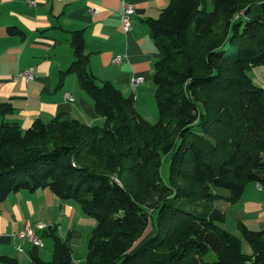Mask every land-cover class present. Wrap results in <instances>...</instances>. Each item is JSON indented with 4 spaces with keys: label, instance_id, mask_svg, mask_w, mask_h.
Here are the masks:
<instances>
[{
    "label": "trees",
    "instance_id": "16d2710c",
    "mask_svg": "<svg viewBox=\"0 0 264 264\" xmlns=\"http://www.w3.org/2000/svg\"><path fill=\"white\" fill-rule=\"evenodd\" d=\"M145 22L156 47L155 123L132 94L90 71L82 30L71 32L74 59L61 73L76 74L103 123L59 115L24 129L0 123V202L48 188L95 219L83 262L72 259L70 232L48 226L52 257L30 264H264V228L237 222L245 253L212 206L237 202L246 182L264 188V87L247 74L264 65V0H212L211 10L207 0H169ZM8 110L0 103V113ZM166 153L168 182L160 175Z\"/></svg>",
    "mask_w": 264,
    "mask_h": 264
},
{
    "label": "crops",
    "instance_id": "0c3cea01",
    "mask_svg": "<svg viewBox=\"0 0 264 264\" xmlns=\"http://www.w3.org/2000/svg\"><path fill=\"white\" fill-rule=\"evenodd\" d=\"M168 1L0 0V103L11 106L0 113V123L17 122L24 129L36 119L48 122L58 115L88 125L103 123L76 74L61 73L74 59L70 38L75 30L83 32L90 71L98 80L111 81L124 95L132 94L138 108L141 84L150 77L154 62L145 21L157 18ZM124 2L134 8L132 29L126 34L120 26ZM117 55L122 56L120 63L113 62ZM28 67L34 72L32 80L12 78ZM131 76H141L143 81L131 85ZM66 93L74 100L68 101ZM80 216L79 207L59 199L48 188L10 193L0 202V256H9L17 264H30L32 256L50 260L53 240L43 234L47 228L35 230L41 246L17 233L42 222L56 226L64 237L65 230L74 231L78 225L74 220Z\"/></svg>",
    "mask_w": 264,
    "mask_h": 264
},
{
    "label": "rangeland",
    "instance_id": "374dc122",
    "mask_svg": "<svg viewBox=\"0 0 264 264\" xmlns=\"http://www.w3.org/2000/svg\"><path fill=\"white\" fill-rule=\"evenodd\" d=\"M212 0H207V9L211 10ZM153 44L152 55L156 52V47ZM153 68L151 69V74ZM145 77L141 84L142 98L138 99L137 107L135 109L141 116L149 123H155L158 119V110L154 98L155 86L152 78ZM248 76L252 82L258 86L264 87V65H256L250 67L247 71ZM170 162V153L162 155L160 165V175L165 182H168V167ZM218 192H226L224 189L216 188ZM72 205L79 207L77 202L70 201ZM212 206L219 208L225 213V220L221 226L228 232L238 236L242 241V251L249 253L251 251L247 242L241 236L237 227V222L242 221L250 230H259L264 228V188L258 187L254 182H246L242 196L235 203H227L223 200H216ZM81 211V209H80ZM74 222L77 226L74 231L65 230L64 236L70 232V242L72 246V258L77 263L83 262L87 255V244L90 236L91 229L95 224V219L90 214H85L81 211V216L77 217ZM65 227V226H64ZM72 230V229H71ZM149 230V228H148ZM147 230V231H148ZM73 232V233H72ZM59 234V232H58ZM206 259L211 260L214 255L211 251L206 254Z\"/></svg>",
    "mask_w": 264,
    "mask_h": 264
},
{
    "label": "built area",
    "instance_id": "2783aa9c",
    "mask_svg": "<svg viewBox=\"0 0 264 264\" xmlns=\"http://www.w3.org/2000/svg\"><path fill=\"white\" fill-rule=\"evenodd\" d=\"M134 12V8L131 4L124 2L122 4V10L120 12V26L122 31L126 34L131 31L132 29V21H131V15ZM122 60L121 55H117L113 62L114 63H120ZM14 80L18 78H22L24 80H32L34 78V72L31 67L25 68L19 73L15 74L12 77ZM143 78L141 76H131L130 78V84L136 85L140 82H142ZM65 98L68 99V101H73V97H71L69 94H65ZM48 226L42 222H37L34 226L27 225L22 231L17 233V236L25 237L27 238L33 245L35 246H41V238L39 235L35 232L36 229L43 230L46 229Z\"/></svg>",
    "mask_w": 264,
    "mask_h": 264
}]
</instances>
